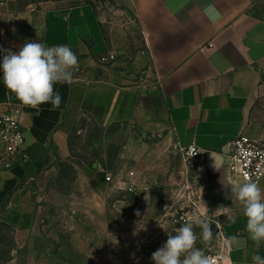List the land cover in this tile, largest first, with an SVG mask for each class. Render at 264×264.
Returning a JSON list of instances; mask_svg holds the SVG:
<instances>
[{
	"label": "crops",
	"instance_id": "crops-1",
	"mask_svg": "<svg viewBox=\"0 0 264 264\" xmlns=\"http://www.w3.org/2000/svg\"><path fill=\"white\" fill-rule=\"evenodd\" d=\"M125 1L141 23L161 80L152 95L113 71L98 76V60L109 45L95 3L0 2V62L6 50L17 52L30 41L67 45L79 58L73 83L54 86L61 95L56 109L50 103L25 106L0 73V114L19 110L27 159L0 172V220L19 232L38 225L39 209L23 184L69 158L75 141L107 162L118 151L117 143L107 140L112 130L166 122L178 147L196 144L203 152L197 172L205 184L229 194L226 209L236 219L226 224L227 264H254V255L264 257V241L257 246L246 231L242 206L231 192L243 182L226 167V154L241 133L264 138V0ZM259 186L264 190V180Z\"/></svg>",
	"mask_w": 264,
	"mask_h": 264
},
{
	"label": "rangeland",
	"instance_id": "rangeland-1",
	"mask_svg": "<svg viewBox=\"0 0 264 264\" xmlns=\"http://www.w3.org/2000/svg\"><path fill=\"white\" fill-rule=\"evenodd\" d=\"M64 1L95 3L99 9L109 52L98 60V76L113 71L131 85H143L152 95L161 80L141 23L127 2ZM113 131L107 140L118 145L114 159L91 157L77 140L69 158L55 161L24 182L40 220L25 232L0 220V264H154L152 253L168 234L174 235L176 228L196 217H207L213 233L203 240L201 228L194 227L196 247L206 256L222 255L223 263L227 260L223 236L232 215L226 209L229 194L207 186L198 168L186 169L168 124L125 125ZM92 133L97 135V129ZM3 144L0 139V172L6 155ZM221 205L224 208L216 211ZM3 210L0 203V213Z\"/></svg>",
	"mask_w": 264,
	"mask_h": 264
},
{
	"label": "clouds",
	"instance_id": "clouds-1",
	"mask_svg": "<svg viewBox=\"0 0 264 264\" xmlns=\"http://www.w3.org/2000/svg\"><path fill=\"white\" fill-rule=\"evenodd\" d=\"M79 69V58L67 45L45 47L37 41L26 42L17 52L6 50L0 62L5 87L25 106L39 108L50 103L59 108L61 95L56 84H71L74 72ZM235 200L242 206L246 217V231L257 246L264 241V190L255 181L232 187ZM224 206H219L216 211ZM139 215V213H137ZM229 220L235 222L234 216ZM211 221L207 217H196L181 224L175 234H168L166 242L152 253L154 264H211V258L196 247L198 236L194 227L201 228L200 238L212 237ZM236 237H232L234 242ZM254 264H264V257L253 256Z\"/></svg>",
	"mask_w": 264,
	"mask_h": 264
},
{
	"label": "built area",
	"instance_id": "built-area-1",
	"mask_svg": "<svg viewBox=\"0 0 264 264\" xmlns=\"http://www.w3.org/2000/svg\"><path fill=\"white\" fill-rule=\"evenodd\" d=\"M11 0H1L6 4ZM20 112L17 109L9 108L8 111L0 114V139L6 145L7 152L3 159L4 168H10L21 157L26 159L24 153L25 134L19 120ZM226 154V167L234 177L239 178L243 183L247 180L255 181L259 185L264 180V138H252L245 133L239 134L228 146ZM179 151L184 166L189 172L195 171L203 160V152L192 144ZM226 255L229 252V243L223 236ZM211 264H224L222 255L208 256ZM226 257V256H225Z\"/></svg>",
	"mask_w": 264,
	"mask_h": 264
},
{
	"label": "water",
	"instance_id": "water-1",
	"mask_svg": "<svg viewBox=\"0 0 264 264\" xmlns=\"http://www.w3.org/2000/svg\"><path fill=\"white\" fill-rule=\"evenodd\" d=\"M94 168H97V164H94Z\"/></svg>",
	"mask_w": 264,
	"mask_h": 264
},
{
	"label": "trees",
	"instance_id": "trees-1",
	"mask_svg": "<svg viewBox=\"0 0 264 264\" xmlns=\"http://www.w3.org/2000/svg\"><path fill=\"white\" fill-rule=\"evenodd\" d=\"M5 226H8V225H6L5 223H3ZM8 227H10V226H8Z\"/></svg>",
	"mask_w": 264,
	"mask_h": 264
},
{
	"label": "bare ground",
	"instance_id": "bare-ground-1",
	"mask_svg": "<svg viewBox=\"0 0 264 264\" xmlns=\"http://www.w3.org/2000/svg\"><path fill=\"white\" fill-rule=\"evenodd\" d=\"M227 260L224 261V263H226ZM228 263V262H227Z\"/></svg>",
	"mask_w": 264,
	"mask_h": 264
}]
</instances>
